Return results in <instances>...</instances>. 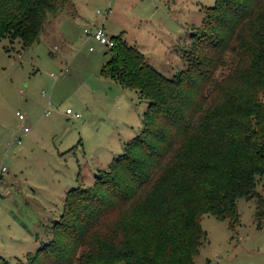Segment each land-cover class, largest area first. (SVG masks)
<instances>
[{
	"label": "trees",
	"instance_id": "16d2710c",
	"mask_svg": "<svg viewBox=\"0 0 264 264\" xmlns=\"http://www.w3.org/2000/svg\"><path fill=\"white\" fill-rule=\"evenodd\" d=\"M67 1L0 0V42L31 47ZM110 37L102 75L147 101L142 130L21 264H196L203 215L236 231L245 198L264 217V0H215L171 78Z\"/></svg>",
	"mask_w": 264,
	"mask_h": 264
},
{
	"label": "rangeland",
	"instance_id": "374dc122",
	"mask_svg": "<svg viewBox=\"0 0 264 264\" xmlns=\"http://www.w3.org/2000/svg\"><path fill=\"white\" fill-rule=\"evenodd\" d=\"M214 3L68 0L31 47L0 42V264H21L46 245L66 193L91 187L142 130L147 101L102 75L109 48L84 29L103 26L109 36L121 35L171 78L184 67L192 36ZM243 40L236 36L237 47ZM60 72L56 80L51 76ZM67 108L80 117L66 114ZM263 182L258 179L259 193ZM236 208V231L226 220L203 215L206 239L196 264H264V217H256V200L238 198Z\"/></svg>",
	"mask_w": 264,
	"mask_h": 264
},
{
	"label": "built area",
	"instance_id": "2783aa9c",
	"mask_svg": "<svg viewBox=\"0 0 264 264\" xmlns=\"http://www.w3.org/2000/svg\"><path fill=\"white\" fill-rule=\"evenodd\" d=\"M109 12H110L109 9L105 11V13L103 15V19H105L107 17ZM97 13H99V11ZM84 33L86 34L87 38H93L99 44L105 45L108 48H111L114 45L113 39L106 33V31L104 30L103 26L95 27L93 30H90V31L88 29H84ZM93 50H94L93 47L89 48V51H93ZM66 71H67V69H65L64 72H66ZM64 72H60L59 75H57V76H55L54 74H51V76L56 80L57 78L62 77L64 75ZM66 114L72 115L75 118H79L80 117V114H78V113L73 114V111L70 108L66 109ZM18 116H19V118L21 120L24 119L23 115L18 114ZM28 130H29L28 127H24V132H27ZM16 142L20 143V138H17Z\"/></svg>",
	"mask_w": 264,
	"mask_h": 264
},
{
	"label": "crops",
	"instance_id": "0c3cea01",
	"mask_svg": "<svg viewBox=\"0 0 264 264\" xmlns=\"http://www.w3.org/2000/svg\"><path fill=\"white\" fill-rule=\"evenodd\" d=\"M77 11V10H76ZM57 18H56V16L53 18V21H55ZM52 20V19H51ZM51 20L49 21V23H47L46 25H47V28H49V26H52V23H53V21L51 22ZM45 31V30H44ZM44 33V32H43ZM68 109V108H67Z\"/></svg>",
	"mask_w": 264,
	"mask_h": 264
}]
</instances>
